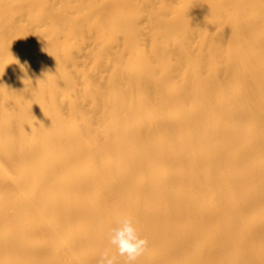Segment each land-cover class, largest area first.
Wrapping results in <instances>:
<instances>
[{"label":"bare ground","instance_id":"obj_1","mask_svg":"<svg viewBox=\"0 0 264 264\" xmlns=\"http://www.w3.org/2000/svg\"><path fill=\"white\" fill-rule=\"evenodd\" d=\"M123 217L136 264H264V0H0V264Z\"/></svg>","mask_w":264,"mask_h":264},{"label":"clouds","instance_id":"obj_2","mask_svg":"<svg viewBox=\"0 0 264 264\" xmlns=\"http://www.w3.org/2000/svg\"><path fill=\"white\" fill-rule=\"evenodd\" d=\"M109 243L115 247L116 254L110 255L107 251L102 253L97 264H119L118 257L125 258V264H136L148 248L147 238L142 237L134 219L123 217L108 234Z\"/></svg>","mask_w":264,"mask_h":264}]
</instances>
